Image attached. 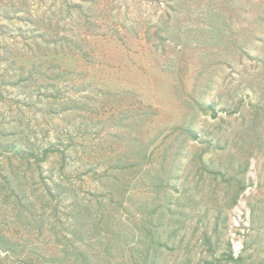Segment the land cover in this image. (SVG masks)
Listing matches in <instances>:
<instances>
[{
    "label": "rangeland",
    "instance_id": "1",
    "mask_svg": "<svg viewBox=\"0 0 264 264\" xmlns=\"http://www.w3.org/2000/svg\"><path fill=\"white\" fill-rule=\"evenodd\" d=\"M8 1L0 0V5L6 4L14 18L0 17V22L12 29L1 34L0 28V39L16 52L17 70L23 66L36 73L25 81L16 75L10 84L2 82L0 71V128H28L20 138L2 139L0 133V152L6 142H17L34 156L22 161L0 155V172L14 168L29 176L18 194L29 195V204L45 219L24 210L10 185L0 186V232L21 244L20 254L3 264L30 255L31 264H84L76 249L89 253L93 264H116L124 254L138 255L141 227L158 205L163 206L156 215L165 225L163 240L173 246L161 251V264H264V0H87L84 5L92 10L84 20L69 10L82 0H68V5L63 0H29L28 11L19 14ZM171 3L180 10L169 18L165 13ZM91 19L96 26L86 23ZM214 20L233 36V44H244L251 57L238 49L218 50L213 43L221 42L220 32L212 35L209 26ZM39 25L46 37L56 40L59 53L65 48L64 54L56 56L43 45L31 58L29 53L18 57L34 42ZM164 27L167 33L161 31ZM61 36L79 41L68 43ZM5 52L0 48L1 55ZM208 60L210 68L203 66ZM64 64L69 65L67 71L59 67ZM65 80H76L79 87L70 91V83L60 99H44L46 104L37 109L18 107L16 99L24 105L38 86ZM197 83L205 91L201 99L214 104L219 117L192 107ZM182 124L196 128L207 142L188 145L175 155L182 168L170 187L159 188L153 180L163 159L161 147L148 166L152 173L121 172L122 183L111 177L110 167L117 163L110 160L127 158L135 149L150 150ZM203 150L206 168L199 159ZM45 182L52 184V191ZM125 186L129 191L123 198ZM109 190L121 204L124 201L125 208H108L117 217L113 226L118 243L122 240L120 244L133 249L105 245L102 253L109 252L108 258L95 241L96 228L88 222L82 225L74 214L84 204L95 211L97 199ZM169 203L167 211L164 204ZM23 210L30 217L22 218ZM68 242L79 247L70 248L74 254L67 259L63 251ZM0 254L6 255L1 249ZM230 255L238 260L229 261ZM59 258L62 263H57Z\"/></svg>",
    "mask_w": 264,
    "mask_h": 264
},
{
    "label": "trees",
    "instance_id": "2",
    "mask_svg": "<svg viewBox=\"0 0 264 264\" xmlns=\"http://www.w3.org/2000/svg\"><path fill=\"white\" fill-rule=\"evenodd\" d=\"M28 1L29 0H9L7 3L10 4V9H12L13 11L19 14V12L28 11L30 7ZM63 1L64 3L68 5V0H63ZM175 1L177 3L180 0H175ZM86 2L87 0H82L80 3L72 4V8L70 7L71 9L69 10L70 11L72 10V12L76 11V15L79 18L81 17V20H84L85 18L89 16L88 15L89 10H92L91 7L87 8L84 5ZM176 3L174 4L171 3L168 9L166 10L165 15H167L169 18L173 16L174 11L180 10L175 5ZM52 6H54V4H52ZM99 9H102V11H104L105 8H99ZM0 17L6 20L14 18L10 14L9 8L6 4L0 5ZM214 21H215V24L214 22H210L209 26L212 28L211 30L212 35L220 32L221 36L219 37V41L221 42L213 43L218 48V50L219 49L221 50L222 48L223 51H225V53H230L233 49H238L245 56L251 57L252 54L247 50L244 44L238 41L236 42V44H233V42H235L233 40V36L231 34L229 35V34H226L225 32H222V27L219 26V22L216 20ZM38 23L39 22H36V24ZM86 23L90 26L92 24L96 26V22L93 21L92 19ZM42 27H43L42 25H39V29L36 31L35 35L33 36L34 42H31L26 47H23L24 50L23 52H21L20 55H18V57L25 56L27 53H29L27 57H30L33 54L34 50L40 49L41 47H43V45H46L47 49L50 50L56 56L65 53L66 50L63 47H62L63 51L59 53L57 46H54L56 40L50 37L49 38L46 37L45 32H42ZM0 28L2 29L1 34H7L8 31H11L12 25L10 26L8 23L0 22ZM161 31L163 33H167L166 27L162 28ZM8 38L14 39V36L10 34ZM59 39H62V40L66 39L68 43H77L79 41L77 40V38H74V37L72 38L68 36L67 37L61 36ZM259 40H263V38H259ZM9 44L10 42L2 41L0 39V48L1 49L4 48L6 50V52L4 53L6 55H1L0 53V71H1V76L3 77L2 82H5V83L8 82L10 84H15V82H12V79H14L16 75L22 81L30 79L29 77L34 76L36 72H34V70H32L31 68L30 70H28L29 75L25 76L27 75L25 73H28V71H26V69L23 66H21L18 70L15 68V64L17 63L16 58H15L16 52H14L11 49L12 47ZM220 54H223V52H220ZM51 55L52 54H46V56H51ZM72 56L73 58H76L77 54L72 53ZM81 56L82 55L80 54L78 62L76 63H79ZM257 57L258 56H256L255 58L256 60H259V59L262 60L261 58L259 57L257 58ZM45 63L39 64V66L42 67L45 65ZM68 66H69L68 64L67 65L64 64L59 67H62L63 69H65V71H67V69L69 68ZM203 66L205 67L208 66L210 68L212 66V62L208 60L206 63L204 62ZM213 67H215L214 62H213ZM70 83H72L71 86L73 87L72 89H70V91H73L76 87H79L77 86L78 82L76 80L74 82H69L65 80V82L61 84L58 82H48L46 84H42L41 87L40 86L37 87L36 91L38 92V94L34 95L36 92L34 91L30 98L28 97L26 101H23L24 105L20 99L19 100L16 99L18 107H20V109L21 108L24 109V107L26 106H33L35 108L42 107V105L46 104L44 99H48L49 102L57 101L63 96L62 94L63 91L65 90V88L68 87ZM204 93L205 91H202V84L197 83L195 88L193 89V95H192L193 102H191L192 107L201 109V111L205 114L207 113L209 114L213 111L214 112L213 116L219 117V113L217 109L214 107V104L201 99V95H203ZM198 94L200 95V97L197 96ZM38 109L41 110V108H38ZM28 127H30V124H28ZM27 129L28 128L23 129L17 126V128H12L11 130H8L4 127L3 128L1 127L0 133L2 134V137H3L2 139L16 138V137L20 138L22 136L24 137L27 135ZM203 137H204L203 134H201L196 128L192 126H189V125L187 126L184 124L177 126L174 128V130H172L164 138H162V141L158 146H153V148H151L150 150L147 147H144L142 149H135L136 150L135 154H131L127 158H115V159L110 160V161H114L117 163L116 165L110 167V170L114 171V173L112 172L113 174H111V177L117 182L122 183L123 179H122L121 172H127V171L135 170V169H139L140 171H144L145 173L149 172L150 170H147L148 166L152 164V161L155 158L156 151H158L161 147L162 150L161 149L159 150V154L162 156L163 159L160 160L159 164H157V168L153 167L154 164L152 165V168L157 169L156 170L157 178L155 177L156 179H153V180L154 182L157 183V187L159 188H165L167 186L170 187L172 185L171 182L177 178V173L182 168V165H181L182 163L174 160L176 158L175 155L178 153H181V151L187 150V147H189L188 145H195L199 147V145L206 143L207 141L204 140ZM170 138L172 140L168 142ZM6 143H7L5 145L6 148H4V150L0 152V155H8V156L13 155V156H16L15 158H18L19 160H22V161L23 160L31 161V157L34 156L33 152H31L25 146L17 144V142H11V143L6 142ZM3 144H4V141H1L0 145H3ZM25 145L27 146L28 144H25ZM76 145L83 147L82 144L76 143ZM51 147L56 148V144H52ZM219 149H224V148H219ZM56 151L61 152L60 149H56ZM63 151L64 152L62 153L64 154L65 157H67L68 150L63 149ZM206 153H207L206 150L199 151V159L203 163L205 162L204 154ZM204 166L205 168L207 167L205 163H204ZM207 169L210 173H213V174H218V175L224 174L221 169H217V168H214V169L207 168ZM9 171H10L9 173L4 172V171L0 172V186L4 187L7 184L10 185L12 187V191H13V194L16 200H19L18 204H21L24 210L29 211L34 216L38 215L39 218L45 219L44 215L37 214V212H35V210L31 207V205L29 204V201H30L29 195L27 194L19 195L18 194V188H22L24 186L25 183L23 182V180L29 176L25 173L21 174L19 172H14V168H12ZM150 173H152V171H150ZM56 184L59 185V183H56ZM44 185L46 188L52 191L51 189L53 187L52 184H50L49 182H45ZM245 188H246L245 184L241 183L240 189L245 190ZM127 191H129V186H125V189L122 191L123 198L126 196ZM50 194L52 195V192H50ZM99 197L100 198L97 199L96 201L99 204V208L93 211L89 204H84L81 206L79 214L77 212L74 214L75 220H79V222L82 225L84 223L86 225L88 222L90 225H93V227L96 228V232L98 234L96 235L95 241H98L100 245L104 246V248L100 250V253H102L103 249H106L107 247H111L112 245L116 246V244H119L118 246L121 247L120 249L124 251H127L128 249L132 250L133 247L130 244L129 245L126 244V246H123L122 244H120L122 240L120 243H118V239H119L118 233L115 231L114 226H113L116 223L115 221L117 217L115 216V212L108 210L110 204H119L122 208H125L124 201H122V204H121L117 200V198H115V194L111 190H109V192L104 193L103 195H100ZM165 207H169V210L167 211H170L171 203L164 204V208ZM162 208L163 206H159V205L156 206L154 210L152 211V214L150 215L151 218L148 219L145 222V224H143L142 226L143 228L141 227V238H138V242L136 244V246L139 248L138 255L136 253L130 256H127L124 254L122 255L119 261L116 260L117 261L116 264H130L129 262L132 259H133L132 263L134 264H161L160 262L161 251L163 249L164 250L173 249L172 248L173 246L170 244L169 241L163 240L162 229H164V226H165L164 223L161 222L159 218H156L157 213ZM29 209H32V210H29ZM24 210L20 213L21 217L22 218L30 217L29 214H25ZM145 226L146 228L145 230H143ZM144 239L146 240V242ZM0 241H1L0 249L6 253V255L0 254V261L2 262V264L5 261H7L14 253L20 254V250L18 248L21 246V244L19 242H15L14 240L7 238L6 236H3L1 232H0ZM93 241H91L90 243L92 244ZM105 245H106V248H105ZM64 247H65V251L63 252H64V256H66L67 259L71 258L75 252L77 254L76 257L80 259V261H82L84 264H88V263L93 264L91 262V255H89V253H86L79 249H76L74 252L70 250V248H73V247L78 248L79 246L77 247L75 244H71L68 242L67 244L64 245ZM102 254L108 258L111 257L109 252H104ZM134 256H137V258L135 259ZM41 257L43 260H45V257L43 256ZM118 258L119 257L113 258L111 259V261L113 262V260L118 259ZM17 259L18 261H16V264H28V263L31 264V261H33L32 255L27 257V260L26 259L19 260L18 256H17ZM228 260L236 261L238 259L235 258L234 255H230L228 257ZM62 262L63 261L60 260V258L57 260V263H62ZM107 264H111V262L110 263L107 262ZM209 264H214V263L213 261L212 262L209 261Z\"/></svg>",
    "mask_w": 264,
    "mask_h": 264
}]
</instances>
